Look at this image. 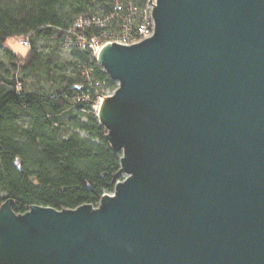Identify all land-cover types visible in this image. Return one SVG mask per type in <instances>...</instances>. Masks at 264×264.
I'll return each mask as SVG.
<instances>
[{"label":"water","instance_id":"obj_1","mask_svg":"<svg viewBox=\"0 0 264 264\" xmlns=\"http://www.w3.org/2000/svg\"><path fill=\"white\" fill-rule=\"evenodd\" d=\"M153 18L96 56L126 177L97 207L4 202L0 264H264V0H157Z\"/></svg>","mask_w":264,"mask_h":264},{"label":"trees","instance_id":"obj_2","mask_svg":"<svg viewBox=\"0 0 264 264\" xmlns=\"http://www.w3.org/2000/svg\"><path fill=\"white\" fill-rule=\"evenodd\" d=\"M146 2L0 0V207L9 199L17 214L36 204L97 207L114 191L122 153L93 106L118 84L95 53L66 39L123 34L128 7ZM82 19L90 24L77 28ZM10 39L27 41L19 42L26 50L8 46Z\"/></svg>","mask_w":264,"mask_h":264},{"label":"built area","instance_id":"obj_3","mask_svg":"<svg viewBox=\"0 0 264 264\" xmlns=\"http://www.w3.org/2000/svg\"><path fill=\"white\" fill-rule=\"evenodd\" d=\"M157 3V0H147L146 5L144 8L139 9L136 6L130 5L129 12L125 19L123 20V30L125 32L123 34L111 36L110 38H107L104 41H101L100 39L93 37V38H86L85 35L83 38H78L77 40L70 39L67 37L66 43L68 46L72 45H77L79 46L82 50L86 49L89 50L93 53H95L96 56V51L101 50L106 44L108 43H120L123 45H133L137 44L139 42L148 40V38L152 37L155 34L156 28H155V19L153 18V10H154V5ZM114 8L117 10H122L121 6L117 5ZM114 15V14H113ZM112 15V17H113ZM108 17L106 18V20ZM93 21L95 23H100L99 20H96L93 18ZM90 24V21L82 19V21H79L76 24L77 28H82L85 25ZM69 32L75 33L73 29L71 28ZM76 34V33H75ZM23 45H27V41L20 40L19 41ZM96 85H100L98 82ZM116 89H103V93L100 94L99 96V101L94 105L93 107L97 110L100 108L101 102L107 98V96L112 95L115 92ZM120 182V181H118Z\"/></svg>","mask_w":264,"mask_h":264},{"label":"rangeland","instance_id":"obj_4","mask_svg":"<svg viewBox=\"0 0 264 264\" xmlns=\"http://www.w3.org/2000/svg\"><path fill=\"white\" fill-rule=\"evenodd\" d=\"M44 42H42V44H43ZM7 45L8 46H10V47H12V48H14L15 50H22V49H25L26 50V48H21L22 46L19 44V41L17 40V39H10L8 42H7ZM44 45V44H43ZM21 46V47H20ZM0 53H2L1 51H0ZM94 111H96L97 113H98V111H99V109H95L94 108ZM86 118H84V120H85ZM126 176L125 175H122L121 176V178L118 180V181H121V180H123L124 178H125ZM114 193V191H111V193L110 194H113Z\"/></svg>","mask_w":264,"mask_h":264},{"label":"bare ground","instance_id":"obj_5","mask_svg":"<svg viewBox=\"0 0 264 264\" xmlns=\"http://www.w3.org/2000/svg\"><path fill=\"white\" fill-rule=\"evenodd\" d=\"M100 54V49L96 51V56L98 57Z\"/></svg>","mask_w":264,"mask_h":264}]
</instances>
